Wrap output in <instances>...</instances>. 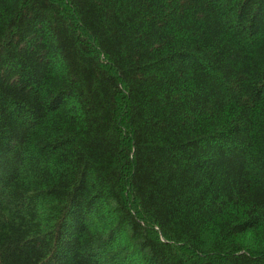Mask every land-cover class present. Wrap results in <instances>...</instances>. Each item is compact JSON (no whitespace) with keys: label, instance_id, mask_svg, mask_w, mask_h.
I'll return each mask as SVG.
<instances>
[{"label":"trees","instance_id":"16d2710c","mask_svg":"<svg viewBox=\"0 0 264 264\" xmlns=\"http://www.w3.org/2000/svg\"><path fill=\"white\" fill-rule=\"evenodd\" d=\"M0 264H264V0H0Z\"/></svg>","mask_w":264,"mask_h":264}]
</instances>
